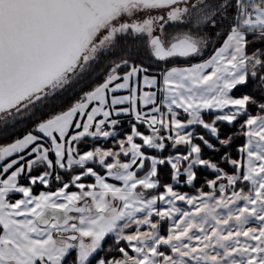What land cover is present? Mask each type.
<instances>
[{
  "label": "snow or ice",
  "instance_id": "1",
  "mask_svg": "<svg viewBox=\"0 0 264 264\" xmlns=\"http://www.w3.org/2000/svg\"><path fill=\"white\" fill-rule=\"evenodd\" d=\"M0 264H264V0H0Z\"/></svg>",
  "mask_w": 264,
  "mask_h": 264
}]
</instances>
